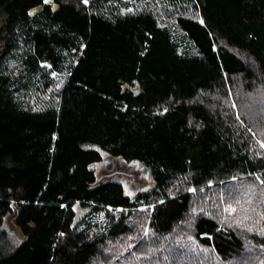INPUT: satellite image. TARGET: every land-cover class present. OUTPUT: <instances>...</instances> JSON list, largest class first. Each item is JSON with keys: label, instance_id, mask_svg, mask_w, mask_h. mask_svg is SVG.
Segmentation results:
<instances>
[{"label": "trees", "instance_id": "1", "mask_svg": "<svg viewBox=\"0 0 264 264\" xmlns=\"http://www.w3.org/2000/svg\"><path fill=\"white\" fill-rule=\"evenodd\" d=\"M0 264H264V0H0Z\"/></svg>", "mask_w": 264, "mask_h": 264}, {"label": "rangeland", "instance_id": "2", "mask_svg": "<svg viewBox=\"0 0 264 264\" xmlns=\"http://www.w3.org/2000/svg\"><path fill=\"white\" fill-rule=\"evenodd\" d=\"M103 156V161L94 166L96 173L103 180L112 179L121 182L131 198L140 192L150 190L154 186L150 173L141 163L126 162L122 159L113 158L107 153H104ZM8 227L12 228V223Z\"/></svg>", "mask_w": 264, "mask_h": 264}, {"label": "water", "instance_id": "3", "mask_svg": "<svg viewBox=\"0 0 264 264\" xmlns=\"http://www.w3.org/2000/svg\"><path fill=\"white\" fill-rule=\"evenodd\" d=\"M47 1V0H46Z\"/></svg>", "mask_w": 264, "mask_h": 264}]
</instances>
